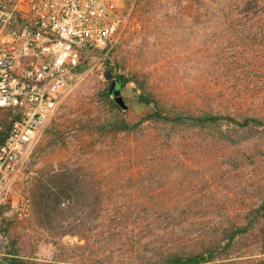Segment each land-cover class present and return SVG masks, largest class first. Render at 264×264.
Listing matches in <instances>:
<instances>
[{
	"label": "trees",
	"instance_id": "1",
	"mask_svg": "<svg viewBox=\"0 0 264 264\" xmlns=\"http://www.w3.org/2000/svg\"><path fill=\"white\" fill-rule=\"evenodd\" d=\"M194 1L175 0L170 19L179 22L177 15ZM196 5L206 51L202 71L230 78V95L173 100L135 74L114 73L106 59L103 75H114L120 89L135 84L123 98L126 110L105 87L48 129V149L66 148L67 135L88 137L86 150L106 162L99 169L79 160L62 163L32 187L42 227L84 241L75 248L79 264H223L248 237L264 255V0ZM149 13L143 5L144 23ZM132 104L147 109L134 122ZM12 118L11 110H0V144ZM204 160L206 172L198 167ZM234 197L251 206L224 207ZM11 225L0 208L1 236ZM3 256L9 264H38L20 256L14 241Z\"/></svg>",
	"mask_w": 264,
	"mask_h": 264
},
{
	"label": "rangeland",
	"instance_id": "2",
	"mask_svg": "<svg viewBox=\"0 0 264 264\" xmlns=\"http://www.w3.org/2000/svg\"><path fill=\"white\" fill-rule=\"evenodd\" d=\"M146 2L152 3V6L147 7L149 5ZM196 2L197 0L190 4V10L183 9L181 15H177V22L175 18L170 19L173 14L176 15L175 0H117L116 4L124 19L112 45L103 57L95 56L86 60L83 69L74 73L67 93L23 155L19 171L7 188L6 198L0 200L3 217L12 224L8 229V236L3 237L0 234V255H5L7 247L14 241L20 256L38 264L55 261L58 264L84 263L82 258L77 257L79 250H75L83 246V240L69 235L60 238L43 228V223L35 216L32 205L25 218L17 216L16 207L21 198H28L31 202L34 183L42 175L46 177L48 171L56 170L62 163L79 160L85 165L91 164L92 167L98 165V169L99 165L106 163L103 156L95 157L86 150L84 144L91 140L88 137L67 135L66 148H47L50 137L48 129L59 116L65 114L71 117L73 110L79 109L90 97H95L96 100V94L110 86V81L103 75L107 67L106 59L114 65V73L135 74L139 80H145L150 91L162 92L173 100L188 101L211 93L215 97L231 94L230 85H225L230 78L220 77L217 72L212 73V76L209 74L208 77L207 71H202L200 61L202 62L206 51L202 47L203 34L198 27L199 6ZM143 5L150 9L148 23H144L140 15ZM164 14L168 15L167 19ZM213 49L211 47L210 52ZM113 79L116 80L114 75ZM222 86H225V90L221 89ZM133 88V83H129L124 89L119 88L121 97L127 99ZM101 110V115H104L106 109ZM146 110L142 105L132 104L128 109L129 120L136 121ZM190 164L194 166L193 162ZM212 164L218 167V163ZM207 165L204 160L198 167L206 172ZM97 176L102 179L105 175L98 173ZM237 199L231 198V202L224 207L234 211L251 206L249 199L241 203ZM71 251L72 259L61 260ZM231 257L220 263L259 264L264 259V255L260 254V247L250 237L236 245Z\"/></svg>",
	"mask_w": 264,
	"mask_h": 264
},
{
	"label": "built area",
	"instance_id": "3",
	"mask_svg": "<svg viewBox=\"0 0 264 264\" xmlns=\"http://www.w3.org/2000/svg\"><path fill=\"white\" fill-rule=\"evenodd\" d=\"M117 0H0V110L13 112L0 144V200L75 72L103 57L123 23ZM31 202L21 198L19 218Z\"/></svg>",
	"mask_w": 264,
	"mask_h": 264
},
{
	"label": "water",
	"instance_id": "4",
	"mask_svg": "<svg viewBox=\"0 0 264 264\" xmlns=\"http://www.w3.org/2000/svg\"><path fill=\"white\" fill-rule=\"evenodd\" d=\"M104 77L107 81H110V86H109L108 91L111 93L114 102L117 105H119V107L126 110L127 106L125 105L123 98L120 95L118 80H114L113 76L108 72L105 73Z\"/></svg>",
	"mask_w": 264,
	"mask_h": 264
},
{
	"label": "crops",
	"instance_id": "5",
	"mask_svg": "<svg viewBox=\"0 0 264 264\" xmlns=\"http://www.w3.org/2000/svg\"><path fill=\"white\" fill-rule=\"evenodd\" d=\"M0 264H9L5 259L3 255H0Z\"/></svg>",
	"mask_w": 264,
	"mask_h": 264
}]
</instances>
